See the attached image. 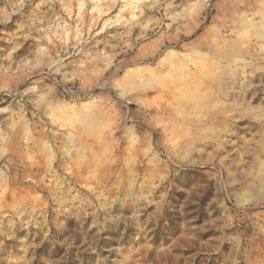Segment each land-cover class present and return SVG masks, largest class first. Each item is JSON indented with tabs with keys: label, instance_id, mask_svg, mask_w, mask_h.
Returning a JSON list of instances; mask_svg holds the SVG:
<instances>
[{
	"label": "rangeland",
	"instance_id": "rangeland-1",
	"mask_svg": "<svg viewBox=\"0 0 264 264\" xmlns=\"http://www.w3.org/2000/svg\"><path fill=\"white\" fill-rule=\"evenodd\" d=\"M0 264H264V0H0Z\"/></svg>",
	"mask_w": 264,
	"mask_h": 264
}]
</instances>
